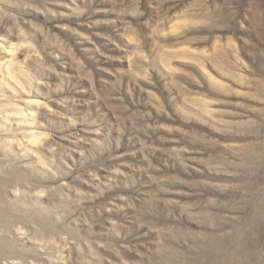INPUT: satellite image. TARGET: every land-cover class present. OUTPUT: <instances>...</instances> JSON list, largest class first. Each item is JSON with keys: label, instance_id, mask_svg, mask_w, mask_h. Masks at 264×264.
Returning <instances> with one entry per match:
<instances>
[{"label": "rangeland", "instance_id": "rangeland-1", "mask_svg": "<svg viewBox=\"0 0 264 264\" xmlns=\"http://www.w3.org/2000/svg\"><path fill=\"white\" fill-rule=\"evenodd\" d=\"M0 264H264V0H0Z\"/></svg>", "mask_w": 264, "mask_h": 264}, {"label": "bare ground", "instance_id": "bare-ground-1", "mask_svg": "<svg viewBox=\"0 0 264 264\" xmlns=\"http://www.w3.org/2000/svg\"><path fill=\"white\" fill-rule=\"evenodd\" d=\"M11 50L13 51L14 49H11ZM12 68H13V66H12ZM7 73L12 75L14 78L16 77L15 70L9 69ZM21 73H22V75H24V77H26V80H28V75L24 72H20V75H21ZM8 77H10V76H8ZM22 86H24V85H22ZM30 99L31 98H25L23 100V102L27 105V107L21 106V108H20V107L16 106V107H14L15 109L12 110V112H15L16 114L19 115V116H17L18 118H16V120L19 124L28 125V126L34 125L32 127L34 130H31L29 132L27 131L30 134L31 140H34L35 142L45 141V139L47 137H49V133L46 132L45 130H43V129H45L44 127L42 129V125L44 126V121L49 122V124L52 123V120H53V123H57V121L54 118L52 112L47 110L46 107L43 104H41L39 100H30ZM35 105H37V106L35 107ZM38 115L41 117L42 125L40 123H38ZM51 139H53V138H51Z\"/></svg>", "mask_w": 264, "mask_h": 264}]
</instances>
